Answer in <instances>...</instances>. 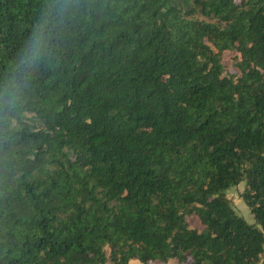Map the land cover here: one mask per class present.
<instances>
[{
  "label": "trees",
  "instance_id": "obj_1",
  "mask_svg": "<svg viewBox=\"0 0 264 264\" xmlns=\"http://www.w3.org/2000/svg\"><path fill=\"white\" fill-rule=\"evenodd\" d=\"M65 3L0 111V264H264V0H0V84Z\"/></svg>",
  "mask_w": 264,
  "mask_h": 264
},
{
  "label": "clouds",
  "instance_id": "obj_2",
  "mask_svg": "<svg viewBox=\"0 0 264 264\" xmlns=\"http://www.w3.org/2000/svg\"><path fill=\"white\" fill-rule=\"evenodd\" d=\"M67 4H60L50 9L36 26L24 49L13 74L0 84V111L6 116L22 107L25 92L34 70L52 55V39L59 28L61 18L68 13Z\"/></svg>",
  "mask_w": 264,
  "mask_h": 264
},
{
  "label": "rangeland",
  "instance_id": "obj_3",
  "mask_svg": "<svg viewBox=\"0 0 264 264\" xmlns=\"http://www.w3.org/2000/svg\"><path fill=\"white\" fill-rule=\"evenodd\" d=\"M232 54L225 53V58H224V64L227 66V69L229 71H232V59H233ZM244 184L239 185L236 188H233L227 192L228 199L231 202L233 210L241 217H243L247 222L249 223H254V218L249 210V208L246 206V204L243 201L242 198V193L244 192ZM190 222V225L193 227L200 228V223L196 218H190L188 219ZM134 264H139L135 262ZM169 264H177L175 261H171Z\"/></svg>",
  "mask_w": 264,
  "mask_h": 264
}]
</instances>
